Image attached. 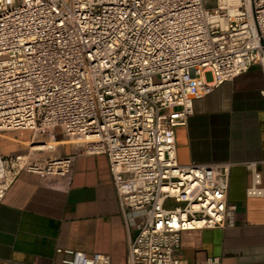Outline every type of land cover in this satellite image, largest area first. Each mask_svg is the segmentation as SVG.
<instances>
[{
    "label": "built area",
    "instance_id": "2783aa9c",
    "mask_svg": "<svg viewBox=\"0 0 264 264\" xmlns=\"http://www.w3.org/2000/svg\"><path fill=\"white\" fill-rule=\"evenodd\" d=\"M253 64L264 73V0H0V133L47 136L0 155V203L22 172L70 178L79 153L105 155L136 228L127 264H188L183 232L235 226L233 163H179L175 129L195 98ZM57 128L77 152L56 153ZM263 163L243 162L248 198L264 197ZM57 252L59 264H111Z\"/></svg>",
    "mask_w": 264,
    "mask_h": 264
},
{
    "label": "crops",
    "instance_id": "0c3cea01",
    "mask_svg": "<svg viewBox=\"0 0 264 264\" xmlns=\"http://www.w3.org/2000/svg\"><path fill=\"white\" fill-rule=\"evenodd\" d=\"M263 89L264 73L253 64L195 98L187 125L175 129L179 163H233L228 199L237 205L235 226L183 232L180 256L188 264L208 257L264 264V197H246L250 172L243 165L264 161ZM54 134L57 154L79 150L59 128ZM43 140L47 136L30 130L0 133V155L28 154ZM259 168L264 179V163ZM135 232L120 208L107 157L79 153L70 178L22 172L14 180L0 203V264H59L66 255L57 249L105 253L111 264H127Z\"/></svg>",
    "mask_w": 264,
    "mask_h": 264
},
{
    "label": "rangeland",
    "instance_id": "374dc122",
    "mask_svg": "<svg viewBox=\"0 0 264 264\" xmlns=\"http://www.w3.org/2000/svg\"><path fill=\"white\" fill-rule=\"evenodd\" d=\"M206 78H207V80H210L211 79V74L210 73H207L206 74ZM168 203H169L170 206L172 205V202L171 201L168 202Z\"/></svg>",
    "mask_w": 264,
    "mask_h": 264
},
{
    "label": "bare ground",
    "instance_id": "6f19581e",
    "mask_svg": "<svg viewBox=\"0 0 264 264\" xmlns=\"http://www.w3.org/2000/svg\"><path fill=\"white\" fill-rule=\"evenodd\" d=\"M236 1H238V0H236Z\"/></svg>",
    "mask_w": 264,
    "mask_h": 264
}]
</instances>
